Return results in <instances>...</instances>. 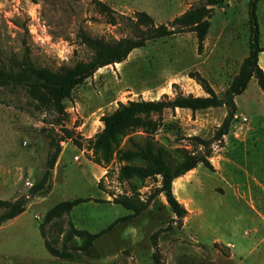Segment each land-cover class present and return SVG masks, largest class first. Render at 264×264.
<instances>
[{
	"label": "rangeland",
	"instance_id": "obj_1",
	"mask_svg": "<svg viewBox=\"0 0 264 264\" xmlns=\"http://www.w3.org/2000/svg\"><path fill=\"white\" fill-rule=\"evenodd\" d=\"M90 1L0 0V69H16L26 54L35 67L52 71L87 62L93 53L77 39L78 26L91 36L120 40L135 35L127 18L139 12L156 25L170 24L201 0H100L124 17L115 26ZM257 16L264 48V0ZM210 22L202 54L193 33L150 41L76 88L65 101V118L37 108L23 92L14 95L0 86V99L9 101L0 103V200L27 195L44 171L48 153L59 144L62 149L46 188L22 215L0 227V264H153L151 237L157 232L163 264H264V93L255 78L236 97V116L221 141L215 136L227 116L225 107L195 113L167 110L160 117L153 139L173 166L187 154L204 151L194 138L212 142L213 170L200 165L173 184L176 198L188 210L182 226L174 222L162 194L142 215L97 239L89 252H73L71 260L53 257L39 229L58 203L92 198L102 202L76 206L69 219L78 229L99 233L132 213L114 204V198L139 196L145 201L153 195L161 179L122 180L121 167L141 162L117 158L119 149L143 148L149 136L137 131L110 149L95 148L104 127L101 119L130 101L173 98L178 92L206 96L191 78L197 73L222 97L249 53L247 2L231 0L216 7ZM259 65L264 70V52ZM63 129L74 131L80 146L61 141ZM46 230L57 235L50 225ZM71 244L81 245V240Z\"/></svg>",
	"mask_w": 264,
	"mask_h": 264
},
{
	"label": "trees",
	"instance_id": "obj_2",
	"mask_svg": "<svg viewBox=\"0 0 264 264\" xmlns=\"http://www.w3.org/2000/svg\"><path fill=\"white\" fill-rule=\"evenodd\" d=\"M231 0H201L181 16L175 18L170 24L156 25L153 18L145 12H139L134 18H127L130 26L135 31L133 37L122 38L115 41H107L103 38L91 36L83 26H78L76 37L93 53L87 62H78L72 67H64L59 71L47 68H37L28 54L23 61L16 65V69L9 71L0 69V86L6 87L14 95L23 92L27 98L37 104V108L53 111L59 118L67 116L65 101L73 91L83 85L89 78L93 77L100 69L122 63L134 50L141 49L150 41H155L174 35L193 33L197 40V51L202 54L205 41L211 28L210 19L216 7H223ZM246 1L248 6L249 23V53L243 60L238 74L222 97H219L210 83L200 74H192L191 78L203 89L206 96L184 95L181 92L173 98L164 95L159 100L130 101L120 104L119 107L109 115L102 117L104 125L102 131L97 135L95 148L110 149L112 145L117 146L121 137H126L134 132L143 131L149 136L146 144L138 151L119 149L117 158L119 161H139L138 166L125 165L120 169V178L127 180L132 176L140 179L160 178V186L157 187L147 200L135 196H119L113 199V203L121 205L132 213L117 219L112 225L99 233H90L75 227L69 219L72 210L83 203L102 202L92 198H77L63 201L52 207L44 216L39 226L40 233L44 239L47 251L55 258L71 260L73 252H89L94 242L108 233L121 222H131L142 215L150 206L153 199L164 195L172 213L176 216V222L182 226L183 220L188 215V210L178 201L174 192L175 180L185 176L198 166L203 165L213 170L210 161L212 157V142L194 138L197 147L204 151L196 154H187L181 163L173 166L166 158L163 147L158 146L153 136L161 127L160 117L167 110L176 109L197 111L225 107L227 116L216 133V140H222L231 129V124L236 116V97L242 95L247 89L250 81L255 78L264 93V70L259 65V56L264 52L260 45V26L257 16L258 3L261 0H234ZM90 4L97 12L104 16L107 22L118 25L119 20L124 17L117 15L116 11L108 4L100 0H91ZM14 103V101H11ZM10 102V103H11ZM17 102V101H16ZM0 103L9 104L7 99H0ZM157 116V119L154 117ZM60 122V121H59ZM59 125V123H58ZM72 140L77 146L80 143L74 137V131L63 129L61 141ZM60 144L53 152H49L44 164V171L40 178L31 187L28 194L17 197L14 200H0V227L22 215L30 202L42 192L48 185L52 171L61 153ZM65 222V226L61 222ZM57 229V235L53 230L48 233L47 226ZM158 232L151 237L154 252L153 264H163L162 255L157 243ZM81 240V245H73L74 240ZM60 244V248L58 245Z\"/></svg>",
	"mask_w": 264,
	"mask_h": 264
},
{
	"label": "crops",
	"instance_id": "obj_3",
	"mask_svg": "<svg viewBox=\"0 0 264 264\" xmlns=\"http://www.w3.org/2000/svg\"><path fill=\"white\" fill-rule=\"evenodd\" d=\"M261 67V66H260ZM262 68V67H261ZM180 179V178H179Z\"/></svg>",
	"mask_w": 264,
	"mask_h": 264
}]
</instances>
